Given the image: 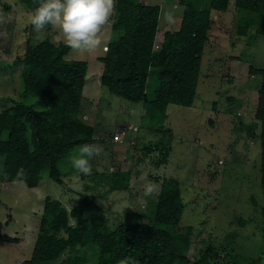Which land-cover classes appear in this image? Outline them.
<instances>
[{
	"label": "rangeland",
	"instance_id": "1",
	"mask_svg": "<svg viewBox=\"0 0 264 264\" xmlns=\"http://www.w3.org/2000/svg\"><path fill=\"white\" fill-rule=\"evenodd\" d=\"M139 1L160 7L157 50L164 32L180 28L181 0ZM211 19L193 105H168L153 123L145 119L142 104L127 102L101 86L100 59L107 51L112 20L97 49L69 51L66 60L87 64L79 118L92 127V144L102 151L90 158L91 174L63 176L61 185L47 178L35 188L0 182V235L16 240L0 243V264L31 258L46 199L59 201L68 213L88 199L100 210L86 214L89 223L114 230L129 220L150 224L166 180L180 190L184 209L179 230L189 235L185 255L191 262L211 248L220 249L212 264H223L228 256L259 258L264 264L261 124L255 118L262 79L249 74L251 67L264 69V36H256L254 26L248 27L247 37L237 34L242 19H257L237 10L235 0L225 13L212 12ZM44 39L65 44L55 26L35 29L19 0H0V107L19 102L17 59ZM2 167L0 160V174ZM62 167L66 172L73 168ZM111 173L126 174L125 190L111 189ZM69 226H75L74 219ZM74 256L86 258L88 264L97 259L90 249L77 248L51 264H65Z\"/></svg>",
	"mask_w": 264,
	"mask_h": 264
},
{
	"label": "trees",
	"instance_id": "2",
	"mask_svg": "<svg viewBox=\"0 0 264 264\" xmlns=\"http://www.w3.org/2000/svg\"><path fill=\"white\" fill-rule=\"evenodd\" d=\"M27 10L41 0H19ZM230 0H181L180 28L163 33L156 50L160 20L159 6H146L139 0H116L111 38L103 64L101 86L127 102L142 104L145 119L153 123L163 116L168 105L189 108L193 105L201 62L209 40L212 12L225 13ZM235 8L256 17L242 19L237 30L249 36H264V0H235ZM71 49L48 39L28 48L19 63V102L0 107V182H23L35 188L47 178L58 185L63 176H83L72 168V157L84 144H92L93 129L79 118L87 64L68 61ZM251 76H259L262 85L257 97L255 118L261 124L260 170L264 185V69L251 67ZM63 169V170H62ZM69 171V170H67ZM113 191L127 187L123 173L108 174ZM184 206L176 182L164 181L154 218L150 224L129 220L109 230L103 224L89 223L88 212H100L90 200L82 199L68 213L59 201L46 199L33 253L22 264H51L66 251L88 248L97 255L95 264H212L218 250L208 248L191 262L185 255L189 235L179 230ZM70 218L75 226H69ZM64 232L66 237H60ZM16 240L0 235V243ZM223 264H260V259L226 257ZM65 264H88L74 256Z\"/></svg>",
	"mask_w": 264,
	"mask_h": 264
},
{
	"label": "clouds",
	"instance_id": "3",
	"mask_svg": "<svg viewBox=\"0 0 264 264\" xmlns=\"http://www.w3.org/2000/svg\"><path fill=\"white\" fill-rule=\"evenodd\" d=\"M116 0H41L30 14V23L37 29L55 26L67 47L88 53L101 44V33L112 20ZM102 147L84 144L80 153L72 157V166L82 174H91L90 158Z\"/></svg>",
	"mask_w": 264,
	"mask_h": 264
}]
</instances>
